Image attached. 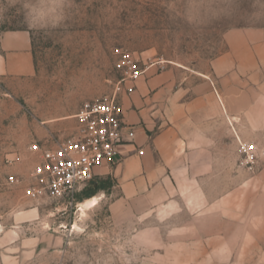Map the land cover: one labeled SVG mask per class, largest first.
Returning <instances> with one entry per match:
<instances>
[{
  "label": "rangeland",
  "instance_id": "obj_1",
  "mask_svg": "<svg viewBox=\"0 0 264 264\" xmlns=\"http://www.w3.org/2000/svg\"><path fill=\"white\" fill-rule=\"evenodd\" d=\"M8 32L29 35L34 71L0 72V264H264V0H0V71ZM121 51L199 82L187 165L151 198L110 171L91 196L27 197L29 146L113 93Z\"/></svg>",
  "mask_w": 264,
  "mask_h": 264
},
{
  "label": "crops",
  "instance_id": "obj_2",
  "mask_svg": "<svg viewBox=\"0 0 264 264\" xmlns=\"http://www.w3.org/2000/svg\"><path fill=\"white\" fill-rule=\"evenodd\" d=\"M1 49L6 61L0 72L28 75L34 71L28 34H4ZM133 85L132 92L121 94V106L134 136L130 142L121 143L117 154L96 167L95 173L110 171L117 178L123 198H151L166 193L162 184L174 181L177 168L186 166L190 159L184 153L196 149L194 136L200 117H194V107L201 96L194 93L199 82L182 74L178 66L150 65ZM54 129L49 126L48 134Z\"/></svg>",
  "mask_w": 264,
  "mask_h": 264
},
{
  "label": "built area",
  "instance_id": "obj_3",
  "mask_svg": "<svg viewBox=\"0 0 264 264\" xmlns=\"http://www.w3.org/2000/svg\"><path fill=\"white\" fill-rule=\"evenodd\" d=\"M120 55L127 69L115 83L113 93L85 102L74 115L78 121L76 129L54 146H39L36 143L29 146L31 151L40 153L41 160L29 174L34 184L25 188L27 197L35 199L41 195L53 198L73 196L95 177L96 167L110 161L117 154L121 143L132 140L134 129L124 120L121 94L133 91L134 80L148 66L138 68L128 52L121 51ZM117 66L120 67L121 64ZM101 105L107 108V112L100 111ZM139 153L142 154V150ZM8 180L11 183L18 182L13 176Z\"/></svg>",
  "mask_w": 264,
  "mask_h": 264
},
{
  "label": "trees",
  "instance_id": "obj_4",
  "mask_svg": "<svg viewBox=\"0 0 264 264\" xmlns=\"http://www.w3.org/2000/svg\"><path fill=\"white\" fill-rule=\"evenodd\" d=\"M105 186L103 182L97 181V180H91L88 184V186L84 190V195L91 196L93 195L98 189H104Z\"/></svg>",
  "mask_w": 264,
  "mask_h": 264
},
{
  "label": "bare ground",
  "instance_id": "obj_5",
  "mask_svg": "<svg viewBox=\"0 0 264 264\" xmlns=\"http://www.w3.org/2000/svg\"><path fill=\"white\" fill-rule=\"evenodd\" d=\"M96 202H97V197H92L90 199H87V200H85V201H83L82 203L79 204L80 210H83L84 206L94 205V204H96Z\"/></svg>",
  "mask_w": 264,
  "mask_h": 264
},
{
  "label": "snow or ice",
  "instance_id": "obj_6",
  "mask_svg": "<svg viewBox=\"0 0 264 264\" xmlns=\"http://www.w3.org/2000/svg\"><path fill=\"white\" fill-rule=\"evenodd\" d=\"M100 111L107 112V108L104 105H101ZM101 123H103V121H101ZM101 132H103V129H101ZM61 155H63V154H61Z\"/></svg>",
  "mask_w": 264,
  "mask_h": 264
}]
</instances>
